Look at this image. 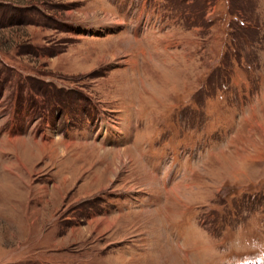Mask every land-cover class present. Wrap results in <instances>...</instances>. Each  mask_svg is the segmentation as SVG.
Masks as SVG:
<instances>
[{"label":"rangeland","instance_id":"obj_1","mask_svg":"<svg viewBox=\"0 0 264 264\" xmlns=\"http://www.w3.org/2000/svg\"><path fill=\"white\" fill-rule=\"evenodd\" d=\"M0 264H264V0H0Z\"/></svg>","mask_w":264,"mask_h":264},{"label":"bare ground","instance_id":"obj_2","mask_svg":"<svg viewBox=\"0 0 264 264\" xmlns=\"http://www.w3.org/2000/svg\"><path fill=\"white\" fill-rule=\"evenodd\" d=\"M99 17V16H98ZM97 17V19H99ZM100 20V19H99ZM105 21V22H111V23H113V24H118L119 22L117 21V19L116 18H110L109 16H107V15H105L102 19H101V21ZM120 60H119V63L120 64H125L126 63V61H124L123 59H121V58H119ZM143 84H144V82H143ZM140 85V84H139ZM119 125H120V122H113V124H111L110 125V127H109V129H107V134L108 133H110V134H112V135H114V134H116L117 132H121V130H120V128H118L119 127ZM113 137V136H112ZM107 139V137H105V139H104V141ZM115 139V138H114ZM113 139V140H114ZM46 145V144H45ZM47 146V145H46ZM119 153V157L117 158V161H118V163H119V165H122L123 167H125V166H127V163H128V160L129 159H127V158H123L122 156H121V154L120 153H122V151H120V152H118ZM114 154H117L116 153V151H113V150H108V149H105V150H103V155H105L106 157L107 156H113ZM116 158V157H115ZM122 167V168H123ZM148 180H150V181H153V177L152 176H149V178H148ZM148 214V213H147Z\"/></svg>","mask_w":264,"mask_h":264},{"label":"crops","instance_id":"obj_3","mask_svg":"<svg viewBox=\"0 0 264 264\" xmlns=\"http://www.w3.org/2000/svg\"><path fill=\"white\" fill-rule=\"evenodd\" d=\"M109 141H110V139H108V138L105 140L106 143H109ZM103 146H104V150L105 149H108V150H112L113 149V148L109 149V147H107L105 144H103ZM113 151H115V149Z\"/></svg>","mask_w":264,"mask_h":264}]
</instances>
